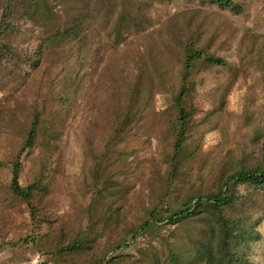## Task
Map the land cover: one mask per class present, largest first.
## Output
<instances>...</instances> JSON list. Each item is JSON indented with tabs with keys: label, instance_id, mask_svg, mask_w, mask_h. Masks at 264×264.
<instances>
[{
	"label": "rangeland",
	"instance_id": "1",
	"mask_svg": "<svg viewBox=\"0 0 264 264\" xmlns=\"http://www.w3.org/2000/svg\"><path fill=\"white\" fill-rule=\"evenodd\" d=\"M6 1L0 0V11ZM61 1L54 2L59 14L91 1L96 15L83 40L44 59L35 73L0 63V264H53L47 252L51 245L86 234L96 256L126 241L129 245L117 254L150 259L154 250L160 255L185 232L164 221L130 238V229H137L147 210L160 202L168 173L166 109L172 85L159 82L155 69L162 67L170 78L179 71L185 37L232 66L201 68L193 75L196 112L184 163L168 191L171 203L213 187L228 163L230 168L238 162L245 167L262 163L264 0H231L236 7L229 8L211 0H130L143 6L145 21L118 42L114 16L102 18L95 0ZM114 1L115 15L121 0ZM12 22L15 32L8 39L13 45L34 48L39 26L26 18ZM35 109L55 126L49 147L39 144L21 155L20 184L36 177L47 182V192L36 197L40 214L33 221L8 185L9 161ZM126 111L128 118L108 144ZM97 160L101 178L94 184L91 170ZM254 197L259 203L261 196ZM257 228L261 238L250 259L264 264V219ZM88 257L80 252L71 263L87 264Z\"/></svg>",
	"mask_w": 264,
	"mask_h": 264
},
{
	"label": "trees",
	"instance_id": "2",
	"mask_svg": "<svg viewBox=\"0 0 264 264\" xmlns=\"http://www.w3.org/2000/svg\"><path fill=\"white\" fill-rule=\"evenodd\" d=\"M55 1L5 2L0 11L1 64H12L16 68L24 66L35 73L42 69L44 59L49 60L66 46L83 40L91 28V17L93 14L96 15V12L92 11L91 1L65 9L63 14L54 10ZM211 1L222 8L236 7L232 5L231 0ZM115 4L114 0H95V7L99 5L103 10L102 18L114 16L113 28L118 42L123 38L125 31L138 28L145 18L143 6L136 1L121 0V9L114 15ZM21 18L33 21L41 29V36L34 48L28 49L20 45L18 47L8 39L9 35L15 32L12 19ZM260 53L261 51L258 54ZM179 64V71L176 74L174 71L172 78L162 67L155 69L159 82L172 85L171 103L166 109L168 117L166 129L170 140V151L166 153L165 158L168 173L160 191V202L147 210L146 219L137 229L134 231L130 229L132 234L130 238L134 240L139 231L150 233L164 221L182 227L185 232L175 244H167L160 255L154 250L150 259L143 255L135 257L129 253L117 254L124 246L129 245L126 241L122 244L117 242L111 249L96 256L91 253V239L86 234L83 238H73L51 245L47 252L54 261L53 264H72L73 257L80 252L89 255L87 264H254L250 259V253L253 245L261 238L257 227L264 219V161L250 167L238 162L234 168H230L228 163L227 168H222L223 171L216 178L213 187H207L204 191L194 190L181 197L176 195L179 197L176 203L175 201L171 203L167 197L178 170L184 163L187 150L186 135L196 112L191 99L194 73L201 68L212 66L232 68L224 58L201 45H195L191 37L182 39ZM127 118L126 111L118 122V127L109 137L108 144L116 137L120 126ZM54 126L45 119L42 111L35 109L25 123L24 136L21 138L18 151L9 161L11 167L9 192L25 203L33 221L40 214L36 197L47 192V182L43 181V177H36L26 185L20 184L21 155L39 144L49 147L51 140L54 139L52 130ZM100 163V160H97L91 170V180L94 184L101 178ZM240 185L244 186L243 192L240 191ZM254 195L261 196L259 203L256 202L257 197ZM160 203L166 204V207L162 209Z\"/></svg>",
	"mask_w": 264,
	"mask_h": 264
}]
</instances>
